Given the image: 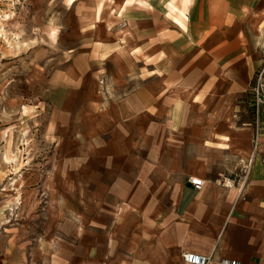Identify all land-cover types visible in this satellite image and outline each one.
<instances>
[{"label": "crops", "instance_id": "obj_1", "mask_svg": "<svg viewBox=\"0 0 264 264\" xmlns=\"http://www.w3.org/2000/svg\"><path fill=\"white\" fill-rule=\"evenodd\" d=\"M194 2L185 16L206 33L203 51L193 53L195 63L167 66L159 89H142L115 108L113 134L125 133V146L116 141L91 146L101 177L92 182L67 178V188H84L83 209L68 211L71 226L65 232L49 227L48 237L41 228L19 240L0 234V264H185L184 253L208 257L209 264L223 259L264 264V118L258 124L251 94V115L232 108L241 89L250 90L260 68L246 85L247 68L240 65L233 45L227 46L240 30L252 36L248 27L264 22V0H198V12H192ZM240 11L248 13L242 26L234 23ZM193 68L192 77H181ZM166 84L173 86L168 89ZM186 90L198 91V101L190 108L182 98ZM141 113L160 121L148 128L146 148L136 143ZM123 119L131 120L129 127ZM86 129L92 141L102 128L91 121ZM182 129L193 132L196 146L179 145ZM225 155L239 160L228 166L233 170L229 176L241 163L252 162L244 186L239 181L227 188L218 180L225 172ZM191 178L204 182L200 190L193 188ZM72 193L80 198V191Z\"/></svg>", "mask_w": 264, "mask_h": 264}, {"label": "rangeland", "instance_id": "obj_2", "mask_svg": "<svg viewBox=\"0 0 264 264\" xmlns=\"http://www.w3.org/2000/svg\"><path fill=\"white\" fill-rule=\"evenodd\" d=\"M194 1L192 12H198ZM171 5L177 12L169 11ZM180 8V0H0V234L19 240L41 228L48 237L49 227L65 232L71 226L68 211L83 209L84 188H67V178L99 179L89 148L125 142V133L113 134L115 108L142 89H159L167 66H185L203 51L206 33L190 16L178 18ZM238 15L234 23L246 24L248 13ZM248 28L252 36L240 30L227 45L247 68L246 85L264 67V22ZM246 88L232 108L251 115ZM196 93L182 92L186 108L198 101ZM91 121L102 129L89 141ZM159 122L139 115L140 148L150 146L147 130ZM122 123L129 127L131 120ZM181 131V147L198 144L193 132ZM225 157L220 182L233 172L228 166L239 164Z\"/></svg>", "mask_w": 264, "mask_h": 264}, {"label": "built area", "instance_id": "obj_3", "mask_svg": "<svg viewBox=\"0 0 264 264\" xmlns=\"http://www.w3.org/2000/svg\"><path fill=\"white\" fill-rule=\"evenodd\" d=\"M250 94L253 103V110L256 117V121H261L264 118V67L260 68L256 75L254 76L251 85H250ZM257 136L255 138V144L257 145ZM251 161L247 163H241V168L236 174H232L231 176L224 179L221 184L224 187L230 188L236 186L239 181L242 182V186H244V179L247 176ZM190 184L193 186L195 190H200L204 184V182L199 178H191ZM183 262L185 264H209L210 259L205 256H200L191 253H184L182 255ZM220 264H239L237 261L232 260H221Z\"/></svg>", "mask_w": 264, "mask_h": 264}, {"label": "bare ground", "instance_id": "obj_4", "mask_svg": "<svg viewBox=\"0 0 264 264\" xmlns=\"http://www.w3.org/2000/svg\"><path fill=\"white\" fill-rule=\"evenodd\" d=\"M193 1L194 0H180V7L181 8L179 10L178 18H182V19L185 18V13L189 10ZM169 11H172L173 13H175V12H177V8L175 7V5H171L169 8ZM263 34H264V32H263Z\"/></svg>", "mask_w": 264, "mask_h": 264}]
</instances>
